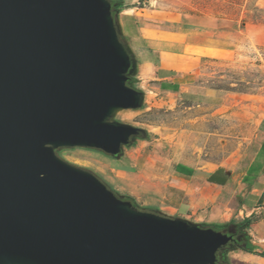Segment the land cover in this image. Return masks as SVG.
<instances>
[{
	"label": "water",
	"instance_id": "1",
	"mask_svg": "<svg viewBox=\"0 0 264 264\" xmlns=\"http://www.w3.org/2000/svg\"><path fill=\"white\" fill-rule=\"evenodd\" d=\"M112 0H0V264H222L216 229L140 209L58 151L120 159L148 130L138 58Z\"/></svg>",
	"mask_w": 264,
	"mask_h": 264
},
{
	"label": "rangeland",
	"instance_id": "2",
	"mask_svg": "<svg viewBox=\"0 0 264 264\" xmlns=\"http://www.w3.org/2000/svg\"><path fill=\"white\" fill-rule=\"evenodd\" d=\"M132 1L123 0L125 6ZM139 4L155 8L160 18L186 14L195 41L216 44L218 51L202 56L199 47L188 46V53L198 59L182 90L149 80L143 84L144 106L116 114L117 120L148 130V138L133 145L137 150L132 156L125 158L133 146L125 148L120 159L87 148H63L58 153L94 171L117 194L133 197L140 209L160 210L204 226L244 221L234 214L230 201L220 198L192 210L170 207L166 189L176 161L206 156L219 162L251 146L260 119L253 104L264 106V0H139ZM123 37L128 41L125 33ZM261 217L264 220V212L252 221ZM231 252L225 253V264H230Z\"/></svg>",
	"mask_w": 264,
	"mask_h": 264
},
{
	"label": "crops",
	"instance_id": "3",
	"mask_svg": "<svg viewBox=\"0 0 264 264\" xmlns=\"http://www.w3.org/2000/svg\"><path fill=\"white\" fill-rule=\"evenodd\" d=\"M186 16L170 14L160 18L155 8L141 7L139 0H133L131 6L120 11L123 31L138 58L137 88L144 90L143 84L154 80L182 90L189 82L198 59L188 53V46L199 47L202 56H211L212 50L218 51L216 44L195 41L189 34ZM245 105L252 106L251 103ZM253 105L258 109L260 119L251 146L231 152L219 162L206 156L178 160L168 172L166 193L170 207L192 210L216 203L220 198L232 203L236 216L243 220L251 219L248 233L254 252L242 248L232 251L230 264H264V255L261 254L264 252V220L261 217L252 221V217L264 212V106L260 102ZM130 149L125 158L132 156L137 146Z\"/></svg>",
	"mask_w": 264,
	"mask_h": 264
},
{
	"label": "trees",
	"instance_id": "4",
	"mask_svg": "<svg viewBox=\"0 0 264 264\" xmlns=\"http://www.w3.org/2000/svg\"><path fill=\"white\" fill-rule=\"evenodd\" d=\"M112 2H113V12H120L121 10H123L125 8V4H124L123 0H112ZM137 76H138V74L130 78V84L135 86V87H136L135 84L138 82V77ZM125 198L131 200L133 202V204H134L133 197L126 196ZM231 224H233V223L213 224V227H215L216 229H222L224 227H228ZM238 224L244 229V231L246 233L247 240H248V245L245 246V247H242V249L254 252L253 250L255 249V247L253 245H251V243H250L251 236L248 233V228H249V226L251 224V219L241 221ZM261 254L264 255V252H262Z\"/></svg>",
	"mask_w": 264,
	"mask_h": 264
},
{
	"label": "flooded vegetation",
	"instance_id": "5",
	"mask_svg": "<svg viewBox=\"0 0 264 264\" xmlns=\"http://www.w3.org/2000/svg\"><path fill=\"white\" fill-rule=\"evenodd\" d=\"M235 224V223H233ZM231 225H229L228 227H230ZM228 227H224V228H228ZM235 228H236V232L233 234L234 239H236L237 241L235 242V244L237 246H241L245 247L248 245V240L246 237V233L244 231V229L237 223L235 224ZM222 264H225V260L222 261Z\"/></svg>",
	"mask_w": 264,
	"mask_h": 264
}]
</instances>
